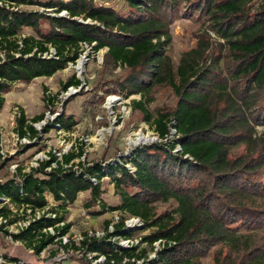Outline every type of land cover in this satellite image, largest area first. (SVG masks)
Instances as JSON below:
<instances>
[{"label":"trees","instance_id":"obj_1","mask_svg":"<svg viewBox=\"0 0 264 264\" xmlns=\"http://www.w3.org/2000/svg\"><path fill=\"white\" fill-rule=\"evenodd\" d=\"M255 1L125 0L126 11L120 12L96 0H0V114L13 85L51 78L76 64L83 55V43L94 54L106 49L105 63L125 70V76L113 84L126 99L149 96L164 83L179 97L173 114L158 118L149 113L145 102L133 101L162 140L170 136L171 124L177 132L173 141L146 146L122 161L80 164L78 170L65 167L84 157L81 149L63 156V164L58 162L51 172L44 169L56 162L55 157L39 170L22 174L19 169L17 176L0 182V219L9 224L18 219L4 204L6 200L16 207L33 208H44L52 200L62 213L57 219L33 222L12 234L13 241L40 255L56 238L44 230L66 220L80 194L90 192L86 208H95L101 200V209L91 211L92 216L121 212L139 217L146 229L154 230L144 242L153 246L165 241L158 264H201L218 246L214 264H264V141L254 138L255 126L264 125V0L252 12L250 4ZM41 9H53L56 14L66 11L67 16H51ZM181 18L205 20L224 41L223 49L210 54L205 41L200 42L181 56L174 69L167 48L171 25ZM44 21L50 25L46 32L41 28ZM25 29L35 35H24ZM81 85L73 76L64 89ZM43 118L38 116L33 123ZM53 125L70 132L77 122L62 115ZM50 128L51 124L45 130L50 132ZM15 130L21 136L38 134L27 124L24 111ZM240 145L246 146L245 151L233 154L232 148ZM177 147L180 151L175 154ZM106 178L120 196L116 206L102 198ZM172 200L177 204L175 210L155 212L156 203ZM70 229L66 224L57 232L62 236ZM133 235L120 223L109 236ZM107 238L87 239L80 248L72 247L81 253H96L95 259L105 256L104 264H124L125 259V264H137L147 256L146 250L126 249ZM4 257L7 264L19 263ZM83 261L91 264L87 257ZM70 263L67 259L62 264Z\"/></svg>","mask_w":264,"mask_h":264},{"label":"rangeland","instance_id":"obj_2","mask_svg":"<svg viewBox=\"0 0 264 264\" xmlns=\"http://www.w3.org/2000/svg\"><path fill=\"white\" fill-rule=\"evenodd\" d=\"M61 1L67 2L69 0ZM96 1L116 7L120 12L126 11L125 0ZM185 3L183 2V6H186ZM260 6L261 0L255 1L250 4V10L252 12L257 11ZM21 9L40 10L38 7H22ZM47 14L61 16L55 11L47 12ZM62 16H67V14ZM204 21L181 18L171 25L172 37L167 50L174 69L179 66L181 56L197 48L200 42L205 41L210 48V54L216 55L220 49H223L220 44H225L224 41L210 29L208 24H204ZM41 28L46 32L50 25L44 21ZM23 33L24 35H35L31 29H25ZM82 50L83 55L76 64H69L65 70L56 73L51 78H37L29 84L17 83L5 95L6 104L0 114V150L7 152L9 158L4 161L0 157V182L17 176L12 171L11 166L18 164L22 169L30 167L34 156L43 150L47 151L48 146H50L52 154L56 151L62 153L63 156L72 152L78 154L83 149L84 157L76 158L74 162L87 166L94 163L122 161L123 158L130 157L136 150L155 143L163 144L176 138L177 132L170 124V136L168 139L162 140L145 119V115L140 110L135 109L133 105V101L145 102L146 108L154 118L165 113L173 114L179 97L169 83L155 87L149 96L133 95L126 99L118 93V88L113 84L114 81H119L125 76V70L122 68L116 70L105 63L106 49L96 54L87 46H83ZM73 76L80 79L82 85L64 89V84ZM110 87L111 90H107ZM21 111H24L29 125L34 124L36 126L35 124L39 122L33 123V119L41 115L45 116L48 111H51L52 114L58 112L61 114L60 116L72 117L77 125L72 131L66 132L57 128L51 123L53 120H50L48 122L51 124L50 132L45 130L48 125L43 126L40 130L37 129L39 142L41 145L44 144V147L33 145L16 151L12 155L16 150L13 133L17 127V118L21 116ZM16 112L17 115H15ZM254 138L258 141H264V125L255 126ZM61 142L62 144H60ZM245 149V145H240L232 148V152L233 154H241ZM179 151L180 148L177 147L174 153L177 154ZM102 185L105 190L103 200L110 206L118 205L120 196L111 180L104 179ZM90 198V192L80 194L77 204L68 211L66 223L71 225L69 233L73 238L85 234L89 229L94 231L105 230L107 223H111L116 216L115 213L111 212L97 217L92 216L90 212L101 209V205L96 204L95 208L92 209L86 208L85 204ZM176 208L177 204L173 200L161 201L154 205L155 212L159 215L172 212ZM83 210L88 211L89 218L81 216ZM10 230L13 229L0 231V264H7L8 260L4 257L6 255L19 260V263L10 264H62L67 259L71 260L70 264H85L83 261L85 256L72 246L68 247V250L61 251V246L55 244L38 255L24 244L13 241ZM130 230L134 232L135 237L142 238L137 245L140 250L147 251V256L141 264L144 262L146 264L150 262L158 264V252L163 249L162 245L155 251L158 246L157 243L149 246L143 240L154 230L146 229L145 225L142 228L133 227ZM76 247L80 248V246ZM219 249L220 246L212 249L207 256L202 258L201 264H214L216 252ZM51 252L55 254L53 257H51Z\"/></svg>","mask_w":264,"mask_h":264},{"label":"built area","instance_id":"obj_3","mask_svg":"<svg viewBox=\"0 0 264 264\" xmlns=\"http://www.w3.org/2000/svg\"><path fill=\"white\" fill-rule=\"evenodd\" d=\"M45 10L46 12H51L53 11V9H42ZM67 14L66 11L61 12L58 15H65ZM83 46H88V44H81V47L83 48ZM90 48V47H89ZM51 53L54 54V50L51 49ZM46 56H48L46 54ZM18 113L16 112L15 115H17ZM61 114L60 113H55L52 114L51 111H48L43 120H41L38 124H35L36 126H34V124H32V126L35 128V130L37 131L42 129L43 126L46 125H50L48 122L51 120H53V122L57 119V117H59ZM18 119V118H17ZM53 122H51L53 124ZM48 123V124H47ZM39 127V128H38ZM58 128V127H57ZM61 130V129H60ZM63 131V130H61ZM38 134L37 136H32L30 132H27L24 136H21L16 130L13 133V138L15 140V146H16V150L15 152L12 153L15 154L16 151H19L23 148L29 147V146H33V145H37L38 147H44V144L41 145V143L39 142V131H37ZM62 144V142L60 143ZM48 150L45 151L43 150L42 152L36 154L31 162V166L26 168V169H22L19 167L18 164H15L12 167V171L14 173H16V175L19 174V169H22V173L23 174H30L33 172V170H39L42 168V165L45 164L46 162H49L52 157L56 158V162L52 163L51 166L46 167L44 170L45 172H51L52 169L57 167V163H61L63 164V154L62 153H58L56 151H54V154H52L50 152V146L47 147ZM0 157L5 161L7 158H9L7 156V152H5L4 150H0ZM106 163V162H105ZM75 170L81 169L80 168V163L79 164H75V162H71L70 165L65 166V167H72ZM86 166V165H83ZM130 167V166H129ZM28 171V173H27ZM93 181L95 183H97V181L95 179H93ZM4 204H8L10 206V209L13 213V217L15 216V218H17L18 220L12 224L8 223V220L1 218L0 219V226L1 225H5L4 230L6 229H13L10 230V233L12 234H18L21 231L25 230L26 228H28L30 226V224H32L33 222L40 220L42 218H50V219H57L59 217L62 216V213L59 212L57 204L54 203L52 200H50L49 204L44 207V208H33L29 205H22L21 207H16L14 204H10L8 200H6L4 202ZM77 204V203H76ZM98 206L101 205V200H99L97 202ZM88 211L83 210L81 211V216L83 217H87L89 218V214L87 213ZM115 213V218L114 220L110 223V225L105 228V230L102 231H94L89 229L85 234L79 235L78 237H71L70 233H67L65 235H59V232H57V229L64 227L67 223L66 220L57 223L55 226L53 227H49L47 229L44 230V233L47 235H52V236H56L55 240H54V244L51 246H54L55 244L60 245V249L61 251L65 250L64 247L65 246H72L73 244H75L76 246H81V244L86 241L87 239H96V240H103L106 239L109 241H113L115 243H118L120 246L126 248V249H133V248H137V252H140V247L137 246L142 238H137L134 235L130 236V237H122V236H109L112 235L115 231V227L116 225L123 223L126 229H131L133 227L136 228H142L144 227V222L141 218L139 217H132L129 216L127 214L121 213V212H113ZM126 217V219H125ZM157 243V247L155 248V251L158 250V248L162 245V247H164V245L166 244L165 241L160 240ZM155 243V244H156ZM158 243H162V244H158ZM50 246V247H51ZM80 252V251H78ZM81 253V252H80ZM83 254L85 257H87L89 259V262L91 264H104L106 262V257L103 255H100L98 257V259H95V256H97V254H85V253H81ZM155 256V255H154ZM128 261V259L124 260V264ZM133 261H136L135 259ZM142 261H144V259H141L139 261H136L137 264H141Z\"/></svg>","mask_w":264,"mask_h":264},{"label":"bare ground","instance_id":"obj_4","mask_svg":"<svg viewBox=\"0 0 264 264\" xmlns=\"http://www.w3.org/2000/svg\"><path fill=\"white\" fill-rule=\"evenodd\" d=\"M81 60H82V59H81ZM81 60H80V61H81ZM143 139H144V138H143ZM142 141H143V140H142ZM145 141H146V140H145Z\"/></svg>","mask_w":264,"mask_h":264},{"label":"crops","instance_id":"obj_5","mask_svg":"<svg viewBox=\"0 0 264 264\" xmlns=\"http://www.w3.org/2000/svg\"><path fill=\"white\" fill-rule=\"evenodd\" d=\"M82 194V193H81Z\"/></svg>","mask_w":264,"mask_h":264}]
</instances>
